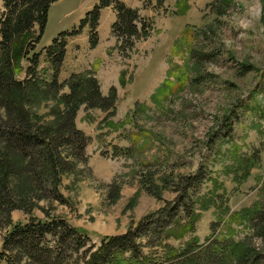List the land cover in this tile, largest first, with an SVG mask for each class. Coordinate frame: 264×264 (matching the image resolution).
<instances>
[{
    "label": "rangeland",
    "instance_id": "374dc122",
    "mask_svg": "<svg viewBox=\"0 0 264 264\" xmlns=\"http://www.w3.org/2000/svg\"><path fill=\"white\" fill-rule=\"evenodd\" d=\"M98 1L54 2L15 78L27 77L28 59L38 54L37 75L50 81L55 70L45 49L61 33L77 30ZM118 1L137 10L139 31L145 27L133 47L113 31L115 6L105 7L95 30L98 44L90 46L88 25L67 37L68 58L64 66L65 53L57 75L62 81L61 70H87L102 95L115 88L113 114L81 106L75 119L90 139L85 153L96 171L64 177V202L41 201L33 215L45 218L48 208L50 218L83 233L84 247L67 250L63 264H85L109 237L128 234L114 264H178L182 253L204 255L205 249L212 258L201 264H218L223 250H214L224 241L246 242L259 255L242 263L233 256L232 264H264V244L250 226L264 204V0ZM3 12L0 0V21ZM67 92L55 98L42 92L32 106L40 125L55 123ZM12 218L24 223L29 216L19 210ZM54 240L46 236L49 247Z\"/></svg>",
    "mask_w": 264,
    "mask_h": 264
},
{
    "label": "trees",
    "instance_id": "16d2710c",
    "mask_svg": "<svg viewBox=\"0 0 264 264\" xmlns=\"http://www.w3.org/2000/svg\"><path fill=\"white\" fill-rule=\"evenodd\" d=\"M58 0H2L4 12L0 21V234L3 233L0 262L6 264H63L67 250L84 247L83 233L76 232L61 219L49 217V209H44L45 218L33 215L40 208L41 201L64 202L60 193V184L66 176L77 178L90 173L88 156L85 149L89 137L76 127L75 119L81 106L102 111L115 110L117 98L115 88L104 96L98 80L91 71L71 74L59 81L58 71L66 53L67 37L79 34L81 28L89 26L90 46L98 44L95 30L98 26L100 11L115 6L118 12L117 23L113 31L118 38L130 48L134 40L141 37L138 23H142L136 9H130L118 0H99L90 11L85 13L79 22L78 29L63 32L45 49L47 59L55 73L51 80L37 75L38 54L31 56L30 67L22 81L15 78L22 69V60L28 58L30 50L35 49L44 32L49 7ZM39 27V32L35 27ZM37 34V35H36ZM133 40V41H132ZM58 103L63 105L55 123L50 126L39 124L40 115L32 109L42 92H50L55 98L63 89ZM259 110V109H258ZM258 112L259 114H262ZM153 176L147 178L150 183ZM195 179H193L194 181ZM152 185V183H151ZM153 186V185H152ZM157 189V187H156ZM148 193L158 196L160 190H149ZM42 207V206H41ZM44 208V207H42ZM23 211L29 216L28 222H14L12 213ZM254 237L264 244V204L259 206L250 217ZM66 228L58 231L57 226ZM46 236L57 238L55 246L48 245ZM126 236L109 237L100 252L91 254L85 264H114L121 257L129 241ZM106 241V240H105ZM131 244V243H130ZM246 242L238 245L224 241L214 251L223 253L214 256L218 264H232L234 256L237 263L257 258L256 251H249ZM133 249L132 247H129ZM222 249V250H221ZM204 255L191 250L178 264H201L202 258L210 257L209 249ZM135 252V251H134ZM178 257V258H179ZM122 258V257H121ZM79 259H84L82 256ZM180 260V259H179ZM116 262H121L118 259ZM236 263V264H237ZM133 264V261L132 263Z\"/></svg>",
    "mask_w": 264,
    "mask_h": 264
},
{
    "label": "crops",
    "instance_id": "0c3cea01",
    "mask_svg": "<svg viewBox=\"0 0 264 264\" xmlns=\"http://www.w3.org/2000/svg\"><path fill=\"white\" fill-rule=\"evenodd\" d=\"M97 4V3H96ZM95 4V5H96ZM94 5V6H95ZM93 6V7H94ZM105 9V8H104ZM104 9H102L101 10V13L104 11ZM89 11V10H88ZM88 37H89V35H87ZM88 37H87V40H88ZM73 38H75V36L73 37ZM76 40V39H75ZM75 40L73 41V43L75 42ZM89 42V41H88ZM87 42V46H88V43ZM77 46V45H76ZM69 42L67 43V47H66V50H67V52H66V58H65V61H64V63H63V65L65 66V63H66V61H67V58H68V54H69ZM78 52V51H77ZM76 52V54H78L77 56H79L80 55V53L78 52L77 53ZM85 68H87V66L85 67ZM77 72H80L79 70H71V71H66L65 69L64 70H61V72H60V74H59V77H60V79H62V81L63 80H65V79H67L71 74H73V73H77ZM88 164H90V159L88 158ZM90 169L92 170V171H96V169H95V167L93 166V167H90ZM15 213V211L12 213V215ZM0 264H6L4 261H1L0 262Z\"/></svg>",
    "mask_w": 264,
    "mask_h": 264
}]
</instances>
